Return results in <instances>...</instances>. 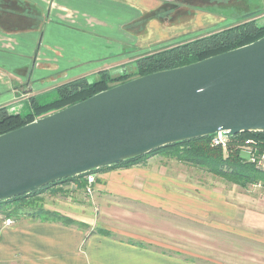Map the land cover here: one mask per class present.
<instances>
[{"label": "crops", "instance_id": "1", "mask_svg": "<svg viewBox=\"0 0 264 264\" xmlns=\"http://www.w3.org/2000/svg\"><path fill=\"white\" fill-rule=\"evenodd\" d=\"M30 1L44 9L46 21L42 28L16 32L0 30V107L17 105L18 108V104L27 101L30 109L32 97L42 100L47 95L54 98L55 94L50 93L58 86L82 77L89 80L88 75L95 72L99 77L105 70L113 77L135 74L136 59L142 55L132 57V50L127 52L120 45L113 49V55H100L97 51L93 56L90 48L86 58L75 53L67 55L64 52L69 47L64 36L78 39L85 34L90 41L98 40L101 46H111V42L122 44L113 38L111 33L114 31L98 33L95 29L96 25L105 29L110 22L108 16L89 15L80 4L89 1L112 10L140 7L143 10L139 8L134 18L139 19L145 12L161 7L165 0H152L150 5H142L148 0ZM123 38L122 41L126 40ZM95 62L93 68L81 69V65ZM74 68L75 71L70 72ZM24 81L28 82V87L21 92ZM169 164L167 160L157 162L148 158L145 164L102 170L97 172L91 195L82 187L72 188L79 196H92V208L98 209V216L93 215L92 208L91 211L87 209L82 201L47 202V211L69 217L75 224L23 214L13 216L15 224L4 226L0 218V264H212L197 259L200 254L169 249L149 237L153 233H171V226L180 224L179 216L196 214L199 209L192 192L195 188L187 185L186 189L180 184L182 172L170 168ZM76 181L70 183L76 185ZM53 191L52 187L47 193ZM200 201L203 209L210 208L211 201ZM247 201H237L235 222L241 228L236 232L235 264H264V201ZM228 215L226 209L221 212L223 217Z\"/></svg>", "mask_w": 264, "mask_h": 264}, {"label": "water", "instance_id": "2", "mask_svg": "<svg viewBox=\"0 0 264 264\" xmlns=\"http://www.w3.org/2000/svg\"><path fill=\"white\" fill-rule=\"evenodd\" d=\"M219 131L264 132V36L0 134V201Z\"/></svg>", "mask_w": 264, "mask_h": 264}, {"label": "rangeland", "instance_id": "3", "mask_svg": "<svg viewBox=\"0 0 264 264\" xmlns=\"http://www.w3.org/2000/svg\"><path fill=\"white\" fill-rule=\"evenodd\" d=\"M130 1L134 2V0ZM150 2H152V0H148L147 4L142 2V5H150ZM183 2L184 4H182L179 9L167 14L164 17L165 19L153 18L146 22L141 21L143 17L134 19L136 13L142 9L140 7H126V9L123 10L121 7H116L112 10L103 8L101 5H94L89 1L80 4L89 15L98 18L108 16L110 22H108L105 29L101 30L98 28L99 25L96 24L100 23H95V29L98 33H100V31H114L111 33L113 38L122 44L111 42V46H101L98 44V40L97 42L95 40L90 41L88 35L85 34L78 39L71 36H64L66 44L69 47L65 48L64 53L67 55L75 53L79 57L86 58L89 54L87 49L90 48L92 55H95L97 51H100V55L105 54L106 56L113 55V49L120 45V47H125L127 52L132 50V57H135V54L144 55L179 42L208 34L212 31L223 29L235 23V19L231 17L232 12L229 11L227 5L223 3V0H184ZM232 2L233 4H236V2L242 4L238 9H233L234 12H237V10L247 11L251 10V8L259 9L264 4V0H231V3ZM196 5L208 9L215 8L212 6L216 5V11L211 12L207 9H196ZM146 9L151 8L147 7ZM256 19L259 25H264V6L259 15L256 16ZM126 21L129 22L126 24ZM122 24L126 25L124 28L119 29V27H122ZM123 37H126V40L122 41V39H124ZM100 43L104 44L103 41ZM117 51L120 50L117 49ZM96 57L100 56L96 54ZM95 65L96 62L90 65H81V69L86 71L93 68ZM75 69L76 68L70 70V72L75 71ZM79 69L80 68H78V70ZM98 77V72L88 75L90 81H95ZM23 83L25 85L20 88L21 92H23L22 89L24 87H28V82L24 81ZM47 84H49V82ZM52 94H56V91L50 93V95ZM9 97H11V94L8 92V98ZM8 98L4 101H7ZM43 98V101L52 99V97L49 98L47 95ZM16 107L17 105H13L10 109L13 111H15L14 109H16V111L20 110L21 113H26L29 109L27 101L18 104V108ZM238 149L240 150L241 155L244 158H247V154L243 152L242 149ZM149 158H152L157 162L167 160L170 162V168H175L174 170L182 172L183 176L181 177L180 184L185 185L184 187L186 189H188L187 185H190L191 188H195L196 191L192 188V192L195 195L196 206L199 207L196 214L190 213L188 215V213H183L184 217L179 216L178 219L180 224L171 226L173 229L171 233H153L150 234L149 237H152L154 241H158L166 248L190 250L191 252L200 254L201 256L197 257L199 260L208 261L212 264H235L234 254L236 249V232L241 228V226L237 227L238 225L235 222V212L238 210L237 201L248 200L247 202H252L259 201V199L264 201V183L249 184L247 187H241L240 185L233 183L222 176L216 175L205 168L183 163L164 155H154ZM70 181L71 180L67 181V183H60L63 184V187H58L60 184L52 186L54 188L53 193H47L50 188L45 190L39 195L38 204L47 208V202L65 204L64 202L82 201L84 206L91 211V208L94 206L92 204V196H79L75 191H72V188L77 189L82 187L85 189V185L81 186L82 179L77 180L76 185L74 183L71 184ZM200 200L211 201L210 208L203 209L204 205L201 204L203 202ZM81 207L84 208L83 206ZM94 209L95 208H92L93 215L98 216V209L95 211ZM225 209L227 214L231 217L229 215L228 217L221 216V212L225 211ZM200 213L206 214L202 215ZM13 216L16 215H0V218L4 223L6 217Z\"/></svg>", "mask_w": 264, "mask_h": 264}, {"label": "trees", "instance_id": "4", "mask_svg": "<svg viewBox=\"0 0 264 264\" xmlns=\"http://www.w3.org/2000/svg\"><path fill=\"white\" fill-rule=\"evenodd\" d=\"M184 0H165L163 5L155 10L146 12L141 21L153 18L165 19L170 12L179 9ZM235 19V23L208 34L179 42L159 50L146 53L136 59L137 71L135 74H124L113 77L108 71L100 72L98 80L90 82L86 77L67 81L56 88L55 97L50 100H40L32 97L31 108L26 113L13 112L8 106L0 107V134L26 125L36 118L58 111L72 104L85 100L94 94L106 90L116 84L125 82L131 78L146 75L160 70L171 69L187 65L207 57L220 54L246 44L252 43L264 36V25H259L256 16L263 9L251 8L234 12L241 3L236 4L231 0H223ZM215 8H204L196 5V9L216 11ZM46 16L44 9L30 0H0V30L4 32H16L26 29L42 28ZM246 138L264 140V132H244L230 137L227 151L221 146L212 145V136H203L182 142L168 144L150 153L123 161L117 165L104 167L94 171L95 173L106 169L127 168L133 165L145 164L146 160L154 155H164L180 162L205 168L210 172L222 176L241 187L249 184L264 183V170H259L254 164L244 158L238 145ZM238 147V148H237ZM82 179L81 186L86 184L84 175L68 178L54 184L44 186L36 192L13 197L0 201V215H26L40 216L45 220H58L71 225L76 222L64 215L47 211L38 204L39 195L52 186L69 180ZM103 232V231H101ZM104 233H106L104 231Z\"/></svg>", "mask_w": 264, "mask_h": 264}, {"label": "built area", "instance_id": "5", "mask_svg": "<svg viewBox=\"0 0 264 264\" xmlns=\"http://www.w3.org/2000/svg\"><path fill=\"white\" fill-rule=\"evenodd\" d=\"M264 140H259L257 138H246L242 140L238 147L242 149L243 152L247 154V161L255 165L259 170H264ZM230 143V137L224 135L222 131L217 132L212 136V145L221 146L224 151ZM84 179L86 180L85 191L87 194H92L94 191V185L97 182V173L90 172L84 174ZM16 219L14 217H6L4 219V226H11L15 224Z\"/></svg>", "mask_w": 264, "mask_h": 264}]
</instances>
